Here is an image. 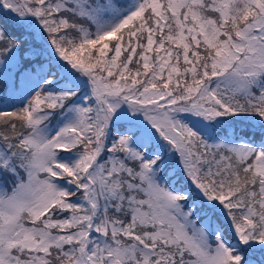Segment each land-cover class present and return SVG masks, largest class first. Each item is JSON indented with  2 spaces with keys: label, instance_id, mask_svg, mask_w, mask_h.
Instances as JSON below:
<instances>
[{
  "label": "snow or ice",
  "instance_id": "obj_1",
  "mask_svg": "<svg viewBox=\"0 0 264 264\" xmlns=\"http://www.w3.org/2000/svg\"><path fill=\"white\" fill-rule=\"evenodd\" d=\"M0 264H264V0H0Z\"/></svg>",
  "mask_w": 264,
  "mask_h": 264
},
{
  "label": "trees",
  "instance_id": "obj_2",
  "mask_svg": "<svg viewBox=\"0 0 264 264\" xmlns=\"http://www.w3.org/2000/svg\"><path fill=\"white\" fill-rule=\"evenodd\" d=\"M237 132H238V134H239V128L237 129Z\"/></svg>",
  "mask_w": 264,
  "mask_h": 264
}]
</instances>
